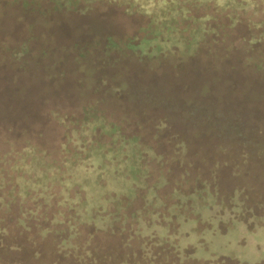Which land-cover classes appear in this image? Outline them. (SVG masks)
I'll list each match as a JSON object with an SVG mask.
<instances>
[{"label": "rangeland", "instance_id": "rangeland-1", "mask_svg": "<svg viewBox=\"0 0 264 264\" xmlns=\"http://www.w3.org/2000/svg\"><path fill=\"white\" fill-rule=\"evenodd\" d=\"M177 1L189 19L178 8L183 19L162 30L151 24L166 19L161 0H0V264H264V88L231 99L219 65L264 60L243 41L264 14L243 12L223 31L230 9ZM88 105L154 150L146 184L93 156L87 173L17 194L24 149L62 164ZM94 172L104 188L84 185Z\"/></svg>", "mask_w": 264, "mask_h": 264}, {"label": "trees", "instance_id": "trees-1", "mask_svg": "<svg viewBox=\"0 0 264 264\" xmlns=\"http://www.w3.org/2000/svg\"><path fill=\"white\" fill-rule=\"evenodd\" d=\"M51 1L54 3L55 9H66L65 7L67 6L70 9V8H74L79 0L76 1L73 0V3H71V0H51ZM85 1L87 3H90L93 2L94 0H85ZM161 1L163 2V5L160 6L159 11L161 13L163 12L164 14H166L165 17L166 19L160 20L158 19L159 18L158 15L157 16L153 15L151 17L152 18L151 24L154 26V29H157V27L160 26L162 30H166L168 25H170L173 28H176L177 27L176 24L179 22V20L183 19L181 15L178 14L179 13V11L177 10L178 8L181 9L184 8L185 12L182 15L185 16V19L187 18L189 19L188 16L189 9L186 6L180 5L177 0H161ZM209 1L215 2L216 9L217 7H220V9L223 11L225 10L227 11V9L231 10L230 14L225 16L226 19L229 20V24H225V23L224 25L218 24V27H220V29L223 31L230 29L231 27H234L235 22L237 23V19L239 15L242 14L243 12L249 10L259 11L260 9V11H262V13L264 14V0H200V3L205 4L206 2ZM153 2H155V0H153ZM160 16L164 18L163 15ZM167 17H169V20H167ZM156 20L158 22H156ZM154 22L157 24V26L154 24ZM253 27L255 29L258 28L260 30V34L258 37H251L248 41L246 38H243L244 43H246V45H248L249 47L244 52H247V54L250 53L252 57L255 51L258 52L260 51L259 49H261L263 50V55H264V18L263 20L254 23ZM149 29L151 30L150 26ZM152 37L153 35L151 36V38ZM181 38L184 37L181 36ZM148 39L150 38L146 37L141 39L140 41L148 40ZM201 41L199 43H201ZM138 43L129 42V44H127L126 46H130ZM199 43L197 46H199ZM220 43H221L220 47L223 48L222 50L224 49L227 50V46H225L224 44L225 40H222ZM114 45L115 44H111L109 46L113 47ZM22 47H23L21 48L22 50L18 52L17 56H21L23 55V53L26 54V46L22 45ZM173 49H175V47H173L172 50ZM218 54L220 55L222 54V52H218ZM228 63H220L219 65L223 70L230 69L227 72L230 75V77L232 76L228 84L230 89L229 95L231 99L240 100L242 98L243 95L241 94V91L243 90L242 87L245 88V91L248 90L250 91L248 93H252L254 95L255 94L257 95V93H259L261 89L264 88V76H260L259 79H253V75L256 74L255 72H260L261 75L262 73H264V60L257 61L254 59V62H247V63L239 62L238 63L239 68L237 71L235 70L236 69L235 66L233 67L230 63L229 64ZM215 68L217 67L215 66ZM231 70L235 72L234 75L230 73ZM217 71H219V69L216 70V73ZM245 91H243V93ZM97 132H99L100 135L110 139L108 145L97 141V138H99L98 136L99 134H97ZM74 134L77 136L78 140L74 142L71 139L68 142L71 141L72 144L75 145V147L77 148V151L75 150L76 152L72 153V155L68 157L62 164H56V161L49 163L48 161H46L44 155H40L37 149L33 146H28V148L24 149L21 159L24 158L23 160L25 161L27 158H29L30 161L29 162L22 161L20 167L19 164H16V166H14L15 168L12 167L13 171L17 173L13 181L14 185L17 188V194L22 193L19 195L23 198L26 197V194L27 195L31 194L33 192L32 190L33 188H31L33 184L35 185L34 187L36 189H41L40 188L42 186L41 184H45L44 190H41V192H43L47 189L46 187L48 185L52 187L54 185H59V183L62 181L65 180L70 181V179L74 176L73 171H76L78 169H81L83 170L84 173H87L88 169L91 166L93 169L95 167L94 165L95 163L93 164V156H97L98 158L99 163L96 166L99 170L106 168L108 171V169H111L114 171V174L116 175L123 174L125 175L124 178L127 179L138 177L146 184L145 180H147L148 178V170L144 166V160L145 157H152V156L156 157L154 150L148 146L142 145L138 136H131V137L126 136L118 124L108 121V119L103 114H100V112H98L96 105H88L83 109V118L80 120L78 126L71 130L70 135L72 136ZM102 176L104 175L99 172H94V174H92L88 178L84 175L85 177V179L83 180L84 185L87 186L92 182H96L99 188H104L107 183L106 182L105 184L100 183V180H103ZM3 180H4V176L0 168V181L3 182ZM82 186L80 185L78 189H82L83 188ZM162 186H158V187H162ZM61 187L64 190L67 189L65 186H61ZM36 189L34 191H36ZM122 191L126 192V196L128 195L127 189H123ZM193 192L189 194H183V193H179V194H183L186 195L187 197H191ZM85 196H87L86 193ZM232 198H235L236 200L235 202H237L240 205V210L242 213L243 202L239 199V194L237 190L234 192ZM109 201H111V199H109ZM222 224H224V222ZM259 227L262 226L261 225L255 226L254 229H252L254 230L253 232H257Z\"/></svg>", "mask_w": 264, "mask_h": 264}]
</instances>
